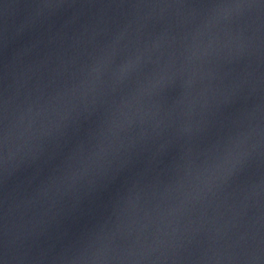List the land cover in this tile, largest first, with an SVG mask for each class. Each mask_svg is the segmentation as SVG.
<instances>
[{
  "label": "water",
  "instance_id": "obj_1",
  "mask_svg": "<svg viewBox=\"0 0 264 264\" xmlns=\"http://www.w3.org/2000/svg\"><path fill=\"white\" fill-rule=\"evenodd\" d=\"M217 2L0 0L4 264H264V4Z\"/></svg>",
  "mask_w": 264,
  "mask_h": 264
},
{
  "label": "snow or ice",
  "instance_id": "obj_2",
  "mask_svg": "<svg viewBox=\"0 0 264 264\" xmlns=\"http://www.w3.org/2000/svg\"><path fill=\"white\" fill-rule=\"evenodd\" d=\"M261 4H264V0H260ZM215 7H230L233 6L231 4H226L224 0H219L215 5ZM235 6H241L237 3ZM248 157V153L242 150H230L226 153L225 157L222 161L217 165L219 169L218 175L222 176L224 179H228L230 175L239 171L245 164L246 159ZM0 264H4L3 259H0Z\"/></svg>",
  "mask_w": 264,
  "mask_h": 264
}]
</instances>
